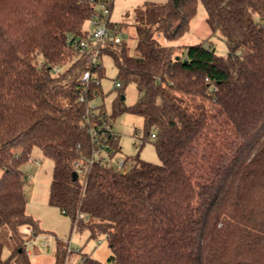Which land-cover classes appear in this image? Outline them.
<instances>
[{"label":"trees","instance_id":"obj_1","mask_svg":"<svg viewBox=\"0 0 264 264\" xmlns=\"http://www.w3.org/2000/svg\"><path fill=\"white\" fill-rule=\"evenodd\" d=\"M199 4L225 57L205 42L162 43L189 32ZM95 12L93 0H0V231L8 227L16 243L5 259L0 242V264H31L22 228L44 233L24 191L22 166L35 148L54 165L51 203L73 228L105 236L112 252L106 263L83 255L82 264H264V0L141 5L137 54L124 41L103 54L118 90L135 84L140 98L128 107L120 93L110 116H141L143 144L153 139L160 163L137 155L126 172L96 163L83 175L75 164L95 150L80 101L89 66L68 40L88 38ZM98 94L91 85L89 99ZM65 250L57 240L56 264Z\"/></svg>","mask_w":264,"mask_h":264},{"label":"rangeland","instance_id":"obj_2","mask_svg":"<svg viewBox=\"0 0 264 264\" xmlns=\"http://www.w3.org/2000/svg\"><path fill=\"white\" fill-rule=\"evenodd\" d=\"M167 3L169 0H114L110 11V21L122 24V35L124 42L130 48V54L136 55L137 40L133 27L135 11L145 2ZM206 12L202 4H199L196 17L190 24L189 32L183 37L168 42L162 39V43L168 46L185 48L205 42L216 51L217 55L225 57L228 54V47L225 40L219 34H212L206 25ZM86 27L91 30L90 26ZM105 77L102 79L101 88L104 96L97 99L98 104L105 103L107 109L112 113L113 103L120 93H124L125 106H133L140 98V94L135 84H129L124 90L114 88L117 80V68L111 56L103 57ZM112 130L120 137V150H115L111 156L110 164L116 166L120 159L126 161V168L132 166L130 158L137 155L147 162L159 164L160 159L157 154L154 141L139 145L138 133L145 135L144 119L132 113L122 114L112 120ZM53 162L48 159L40 149L35 148L31 155V160L22 166V170L28 178L25 186V196L27 199V213L35 220L39 221L40 228L44 231L42 235L33 238L31 230L23 227L27 234L28 251H30L31 264H56L57 240L64 243L66 247L65 258L62 264H82V256L88 255L94 259L106 263L112 252L108 246L105 236L90 238V231L87 229L78 230L73 228L72 221L68 216L62 214L60 209L51 203L50 186L52 183ZM0 171V176L2 175ZM0 242L4 244L3 257L11 256L16 247V243L10 239L8 227L0 231ZM33 244L32 247L29 244ZM45 244H49L46 247ZM72 251L71 253L68 251Z\"/></svg>","mask_w":264,"mask_h":264},{"label":"built area","instance_id":"obj_3","mask_svg":"<svg viewBox=\"0 0 264 264\" xmlns=\"http://www.w3.org/2000/svg\"><path fill=\"white\" fill-rule=\"evenodd\" d=\"M96 4V12L92 15L87 24L91 30L88 29V38L68 40V44L71 48L79 52L88 61L89 69L86 70L82 77V91L80 101L86 105L84 115V125L87 132L95 145L92 158L84 163L83 161H77L75 167L79 170V174H88L90 168L94 164L106 165L110 164L111 156L114 155L113 150L109 147L110 136H114L116 139L117 134L112 130V120L110 111L107 107H103L102 104H98L96 101L101 95H96L92 100L89 99L88 93L91 85L101 86L102 79L100 77L101 70H105L103 66V57L105 50L114 49L124 41L122 31H115L117 27L113 29L110 21V11L112 0H93ZM61 68H56L55 72H60ZM120 83H115L114 88L119 89ZM139 145L142 146L144 141L142 134L138 133ZM153 138L155 136L153 135ZM116 167L119 171L126 172V161L120 159L116 162ZM32 234V231H31ZM37 238V237H36ZM30 247L33 244H29ZM49 247V244H45ZM68 251H72L68 247Z\"/></svg>","mask_w":264,"mask_h":264},{"label":"water","instance_id":"obj_4","mask_svg":"<svg viewBox=\"0 0 264 264\" xmlns=\"http://www.w3.org/2000/svg\"><path fill=\"white\" fill-rule=\"evenodd\" d=\"M122 100H123V101L125 100V96L122 97ZM74 179H75V180L78 179V174H77V173L74 174Z\"/></svg>","mask_w":264,"mask_h":264},{"label":"crops","instance_id":"obj_5","mask_svg":"<svg viewBox=\"0 0 264 264\" xmlns=\"http://www.w3.org/2000/svg\"><path fill=\"white\" fill-rule=\"evenodd\" d=\"M29 254H30V251H29Z\"/></svg>","mask_w":264,"mask_h":264}]
</instances>
